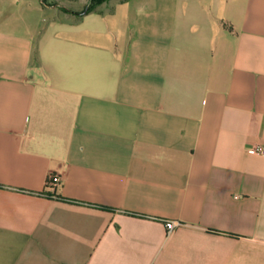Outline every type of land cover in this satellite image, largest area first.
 <instances>
[{
	"label": "crops",
	"instance_id": "crops-1",
	"mask_svg": "<svg viewBox=\"0 0 264 264\" xmlns=\"http://www.w3.org/2000/svg\"><path fill=\"white\" fill-rule=\"evenodd\" d=\"M56 10L0 0V264H264V0Z\"/></svg>",
	"mask_w": 264,
	"mask_h": 264
},
{
	"label": "rangeland",
	"instance_id": "rangeland-1",
	"mask_svg": "<svg viewBox=\"0 0 264 264\" xmlns=\"http://www.w3.org/2000/svg\"><path fill=\"white\" fill-rule=\"evenodd\" d=\"M42 1H43V4L45 7H55L57 9L56 12H54V11L51 12L52 17H55L56 13L58 15H62V13H66V12L59 9L60 7L57 6V2L61 3L62 4L61 6L64 7L65 9L69 10L70 12L72 10H75L76 8H81L83 10L85 8V6H79L78 4L73 3L72 0H42ZM92 1L93 0H87L88 5L91 4ZM84 5H86V2ZM6 8L12 14L19 10L18 6H8ZM48 19H49L48 17H43L42 20H40V22H39L40 30H45L48 28V26H49Z\"/></svg>",
	"mask_w": 264,
	"mask_h": 264
},
{
	"label": "trees",
	"instance_id": "trees-1",
	"mask_svg": "<svg viewBox=\"0 0 264 264\" xmlns=\"http://www.w3.org/2000/svg\"><path fill=\"white\" fill-rule=\"evenodd\" d=\"M112 0H93L91 4L88 5V7L82 11V12H77L74 13L77 17H82L86 14H89L93 11H95L98 7H100L102 4L106 3V2H110ZM60 10L67 12V13H71L69 10L65 9L64 7H60ZM56 176L52 175L49 177L48 180V185L51 183L53 186H55L58 182L55 181Z\"/></svg>",
	"mask_w": 264,
	"mask_h": 264
},
{
	"label": "built area",
	"instance_id": "built-area-1",
	"mask_svg": "<svg viewBox=\"0 0 264 264\" xmlns=\"http://www.w3.org/2000/svg\"><path fill=\"white\" fill-rule=\"evenodd\" d=\"M255 150H256L257 153L264 155V150L263 149H261L259 147H256ZM58 180L59 179L56 177L55 181L58 182ZM49 186L51 187L53 185L50 183ZM177 226H178V223L175 222V221H166V223H165L166 231H167L168 234L172 233L177 228Z\"/></svg>",
	"mask_w": 264,
	"mask_h": 264
}]
</instances>
